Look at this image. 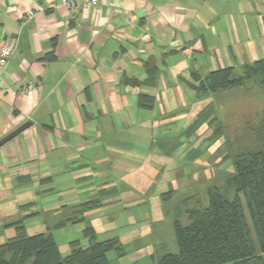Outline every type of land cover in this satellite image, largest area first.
<instances>
[{
	"label": "crops",
	"instance_id": "1",
	"mask_svg": "<svg viewBox=\"0 0 264 264\" xmlns=\"http://www.w3.org/2000/svg\"><path fill=\"white\" fill-rule=\"evenodd\" d=\"M190 2L98 0L84 14L58 7V0H0V48L7 41L14 46L0 72V139L31 123L2 147L0 170L29 166L12 174L26 176L32 166L58 160L80 166L110 162L116 168L119 154L132 155L141 144L130 133H147L150 117H140L146 111L138 107L139 94L155 98L158 126L182 119L178 112L185 107L171 106L181 89L171 93L167 87L194 84L191 74H199L201 64L195 57L231 47L217 12L200 17L188 10ZM259 4L264 9V1ZM49 54L53 60H45ZM150 58L158 72L146 85L144 64ZM125 79L140 86L124 85ZM101 176L91 174L86 182Z\"/></svg>",
	"mask_w": 264,
	"mask_h": 264
},
{
	"label": "rangeland",
	"instance_id": "2",
	"mask_svg": "<svg viewBox=\"0 0 264 264\" xmlns=\"http://www.w3.org/2000/svg\"><path fill=\"white\" fill-rule=\"evenodd\" d=\"M260 1L264 0H192L189 3L188 10L200 17L212 11L217 12L220 17L218 21L228 31L226 41L231 44V47L215 50L204 57L194 56L196 61L201 62L197 63L195 71L205 76L217 69L233 67L237 74H241L245 64L264 58V23H259L260 19L264 22V9L259 8ZM218 21L213 24L217 25ZM236 42L243 44L238 45ZM235 43L237 48L234 47ZM188 66L192 71L193 61ZM255 88V92L244 87L210 95L217 118L224 125L240 126V121L247 114L251 115V112L264 106V93L257 86ZM173 89H181V92L176 90L177 98L171 106L185 107V110L178 112L182 119L178 118L171 127L162 128L158 126L162 121L157 114L158 109L151 113L144 110L146 112L140 115L141 119L147 115L151 118L143 128L147 133L141 137L130 133L131 138L140 142H134L129 137L128 142L141 144H138L139 148L130 151L133 156L130 153L119 154L115 161L118 164L116 168L110 162L105 165L80 166L76 163L69 164L65 160L51 161L32 166L35 169L33 174L26 175L30 178L28 182L19 180L18 177L21 176L12 174L29 169V166L16 165L4 170L1 168L0 245L15 235L14 228L8 226L22 221L29 235L40 232L51 234L62 257L69 254V243L73 241H78L82 247L88 246L83 231L89 227L95 231L97 242L118 238L123 244L126 256L117 259L115 253L110 252L107 258L111 264H155V257L164 253H176L172 231V222L177 213L175 207L191 196L196 198L187 206H182L183 211L206 206V189L224 183L233 172V167L227 161L216 172V177H208L211 173L207 170H216L215 164L219 157L212 155L213 148L208 151L204 147V152L199 153L198 159L187 157V149L190 148L187 144L191 141L180 135L192 122L200 103L195 93L185 84L180 86L177 82L175 87H167L171 93H174ZM153 117L156 123L152 121ZM169 117L167 115L165 119ZM167 138L180 145L176 149L170 146L168 151L164 150L166 154L154 143L158 139ZM149 142L151 144L146 145ZM2 147L0 158L4 151ZM4 158L0 161V167ZM201 170L204 172H200ZM109 171L111 174H108ZM85 172L102 174L101 180L87 183L91 174L87 175ZM101 190L110 192L104 197L100 208L86 213L81 222H67L60 228H54L57 222L71 217L66 211L67 207L90 200ZM169 190L173 191V197L162 204L159 196ZM231 195L232 191L228 198ZM63 206L66 210L61 209ZM184 217L185 215L180 219L184 221Z\"/></svg>",
	"mask_w": 264,
	"mask_h": 264
},
{
	"label": "trees",
	"instance_id": "3",
	"mask_svg": "<svg viewBox=\"0 0 264 264\" xmlns=\"http://www.w3.org/2000/svg\"><path fill=\"white\" fill-rule=\"evenodd\" d=\"M45 60H53V54L47 55ZM242 69V73L237 74L233 67H225L203 77L192 72L194 84L186 85L200 103L191 124L180 135L191 141L187 144L190 147L187 157L198 159L204 147L208 151L213 148L212 155L219 156L215 164L217 168L207 170L211 173L207 176L216 177V172L227 161L232 163L233 172L224 183L206 189V206L183 211L182 206L196 198L193 196L177 204L172 222L177 251L155 257V264H264V106L251 115L247 114L240 126L224 125L217 118L210 97L244 87L255 92L256 86L264 93V58L245 64ZM144 71L148 76L145 84H151L158 72L153 58L145 62ZM124 85L140 86L136 79H125ZM154 106L153 96L139 94V108L152 111ZM156 141L154 145L163 153L170 146L176 149L180 145L168 138ZM18 179L30 181L28 176ZM231 191V198H228ZM109 192L101 190L94 198L67 207V210L61 207L71 217L57 222L54 228L67 222L83 221L86 213L102 206ZM159 197L162 204L169 202L173 191ZM183 215L184 221L180 219ZM8 227L14 228L15 235L0 245V264H111L107 258L110 252H114L117 259L126 256L118 238L97 242L91 227L83 231L88 246L82 247L78 241H73L69 243L70 251L66 257L61 256L51 234L29 235L22 221Z\"/></svg>",
	"mask_w": 264,
	"mask_h": 264
},
{
	"label": "built area",
	"instance_id": "4",
	"mask_svg": "<svg viewBox=\"0 0 264 264\" xmlns=\"http://www.w3.org/2000/svg\"><path fill=\"white\" fill-rule=\"evenodd\" d=\"M98 0H58L57 6L68 11H79L80 13H87L89 8L95 5ZM14 46L10 41L5 42L0 48V72L7 66L9 60L13 56ZM34 84V83H33ZM33 85H29L22 91H27Z\"/></svg>",
	"mask_w": 264,
	"mask_h": 264
},
{
	"label": "water",
	"instance_id": "5",
	"mask_svg": "<svg viewBox=\"0 0 264 264\" xmlns=\"http://www.w3.org/2000/svg\"><path fill=\"white\" fill-rule=\"evenodd\" d=\"M30 126H31L30 122H25L24 124H22L18 128H16L14 131H12L11 133L7 134L5 137L0 139V148L3 145H5L6 143H8L9 141H11L12 139H14L15 137H17L19 134L24 132Z\"/></svg>",
	"mask_w": 264,
	"mask_h": 264
}]
</instances>
